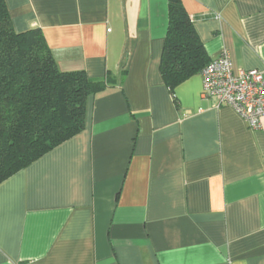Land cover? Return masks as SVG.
<instances>
[{
    "label": "crops",
    "instance_id": "obj_1",
    "mask_svg": "<svg viewBox=\"0 0 264 264\" xmlns=\"http://www.w3.org/2000/svg\"><path fill=\"white\" fill-rule=\"evenodd\" d=\"M62 72L105 87L83 130L0 184V264H264V119L252 130L159 70L167 0H4ZM210 60L264 81L263 0H180Z\"/></svg>",
    "mask_w": 264,
    "mask_h": 264
},
{
    "label": "trees",
    "instance_id": "obj_2",
    "mask_svg": "<svg viewBox=\"0 0 264 264\" xmlns=\"http://www.w3.org/2000/svg\"><path fill=\"white\" fill-rule=\"evenodd\" d=\"M167 18L159 70L173 90L210 59L180 0H167ZM104 87L60 71L40 30L16 33L0 0V184L80 133L88 98Z\"/></svg>",
    "mask_w": 264,
    "mask_h": 264
},
{
    "label": "built area",
    "instance_id": "obj_3",
    "mask_svg": "<svg viewBox=\"0 0 264 264\" xmlns=\"http://www.w3.org/2000/svg\"><path fill=\"white\" fill-rule=\"evenodd\" d=\"M202 96L227 105L252 130L260 128L264 119V81L256 70L233 73L230 57L222 51L201 71Z\"/></svg>",
    "mask_w": 264,
    "mask_h": 264
}]
</instances>
